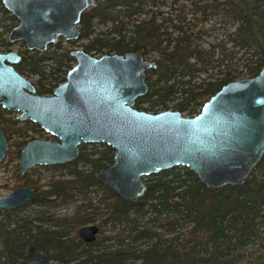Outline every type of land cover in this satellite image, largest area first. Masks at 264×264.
I'll return each instance as SVG.
<instances>
[{
	"label": "trees",
	"instance_id": "obj_1",
	"mask_svg": "<svg viewBox=\"0 0 264 264\" xmlns=\"http://www.w3.org/2000/svg\"><path fill=\"white\" fill-rule=\"evenodd\" d=\"M80 27L82 37H91L87 52L138 51L156 62L145 72L148 93L134 103L149 113L173 110L191 117L223 84L255 75L264 65V0H96ZM234 48L240 52L237 58ZM70 62L64 54L59 61L63 73L49 84L39 82L37 92H51ZM29 73L37 74L34 69ZM5 129L9 159L18 158L28 137L51 138L34 123L15 122ZM113 155L105 144L82 145L78 160L54 167H66V173L46 178L33 169L26 182L42 210L14 224L11 215L18 210L3 213L0 264H16L31 243L58 264H264V156L242 185L213 190L187 167H174L147 176L146 195L129 201L96 178ZM94 187L102 192H92ZM70 203L75 204L70 217L54 213ZM148 212L166 225L141 226L138 218ZM97 220L100 226L122 225L127 240L92 247L74 239V230ZM186 222L190 226L184 233L180 228ZM157 229L175 234L163 237Z\"/></svg>",
	"mask_w": 264,
	"mask_h": 264
},
{
	"label": "water",
	"instance_id": "obj_2",
	"mask_svg": "<svg viewBox=\"0 0 264 264\" xmlns=\"http://www.w3.org/2000/svg\"><path fill=\"white\" fill-rule=\"evenodd\" d=\"M14 0L12 10L21 25L15 38L31 48L44 49L53 34L77 38L75 24L93 0ZM25 3V5H24ZM9 7V6H8ZM27 11V16L25 15ZM77 65L66 82L54 89L55 96L34 93L8 62L15 54L0 55V102L22 111L57 141L28 140L20 151L18 169L24 175L37 165H53L77 158L79 145L105 143L113 148L112 163L96 178L122 199L145 196L147 176L187 167L206 188L246 182L264 156V65L257 74L223 84L193 117L179 111L149 113L133 107L148 92L144 71L156 63L139 52L104 54L94 58L72 51ZM24 87L31 92H26ZM8 144L0 130V160ZM34 197L29 187H20L0 197V210L23 206ZM97 224L86 225L79 235L86 241L97 232ZM45 256L29 246L27 259L17 264H46Z\"/></svg>",
	"mask_w": 264,
	"mask_h": 264
},
{
	"label": "flooded vegetation",
	"instance_id": "obj_3",
	"mask_svg": "<svg viewBox=\"0 0 264 264\" xmlns=\"http://www.w3.org/2000/svg\"><path fill=\"white\" fill-rule=\"evenodd\" d=\"M12 1H14V0H0V55H5V54H15L16 55V57L18 58L17 61L13 62V63L8 62L7 65L11 66L16 73H18L24 80L28 81L32 85L35 94L40 95V96H44V97H53V96H55L54 89L56 87H58L60 84H63V83L66 82L67 72L71 68H73L75 65H77V61H76L75 56L71 55L70 52L80 50V51H83L84 53H86L89 56L94 57V58H100L102 55H104V54H95L94 51L87 52L84 49V47H85V44L88 42V39H90L91 37L87 38V37H82L81 36V27L80 26H81L82 16H83L84 13L88 12L89 10L93 9L96 6V0H93L94 1V5L93 6H89L85 10H83V12L80 15L79 22L74 25L75 29L79 31V35H78L77 38L66 39L63 34H59V35L53 34V36H55V37H53V39L50 42L46 43L44 49H42V50L39 49V48H31V47H29L27 45V41L25 39H23V38H19V39L15 38L14 34H15V31H16V28H18L21 25V21H20V18L18 17V15H16V13L11 8V6L13 8H15V6H17V3H13L11 5ZM31 2H38V1L37 0H29V3H31ZM24 5H25V3H24ZM25 15L27 16V11H25ZM98 28H101V26H98ZM78 41H83L81 43L82 48L73 49V50L71 49L70 50V49H67L63 45V44H67V45L68 44L69 45L70 44H74V43H77ZM128 52H138V51H128ZM125 53H121L120 55H123ZM64 54H67L71 58L70 67L65 72L64 80L59 82L57 85H55L52 88L51 92L45 93V94H39L37 92V87L39 86V82L43 83V84L44 83L45 84H49V82H51L53 79L58 78L59 74L63 73L62 72V68L59 69V61H60L61 57L64 56ZM105 54L113 55V54H119V53H105ZM142 56H143V54H142ZM143 57L145 59H147L145 56H143ZM33 69L37 73L36 75L35 74L31 75L29 73ZM148 70H154V69H148ZM148 70L144 71V78H145V72L148 71ZM24 90L26 92H31L26 87H24ZM148 90H149V87H148ZM138 98H140V97H138ZM134 103H135V101H134ZM133 107H134V104H133ZM13 113L15 114L14 116L11 115ZM20 114H22V111L6 108L0 102V130L3 132V134H4L5 138H6L7 144H8V148H7L6 152H5V155H4L3 159L0 160V164H2L3 161H5L7 159L8 160H16V163L14 164V173H13V175L15 176V178L17 180L11 186L12 187L11 191L9 193H7V194H4V195L0 194V197L8 195V194L14 192L15 190H17L20 187H29L31 190H33L34 197H33L32 200H30L29 202H27L23 206L12 208V209H9V210H6L5 208H3V209L0 210L1 213L2 212L3 213L4 212H11V211H14V210H20V208H25L29 204H34L33 200L35 198V191L26 182V179L31 175L30 172L33 169H35V168H38V169H40V168H45V169L46 168H50V169H62V168H65V169H67L66 167H58V168H54V167L55 166H64V165H67V164H71V163L75 162L76 160H78L82 145H88V147H92L93 145H97L98 146V145H101V144H105V143H99V144H96V143H83V144H80L79 145V153H78V156H77L76 159H74V160H72L70 162L61 163V164L33 166L30 169H28V171L24 175H21L20 171L18 169V160H19L20 151L25 146L26 142L28 140L37 139V138L48 140V141H57L58 137L45 132V130H43L40 125H38L37 123L33 122L30 118H27V119H24V120L19 119L18 116ZM195 115H193V116H195ZM193 116H191V117H193ZM185 117H188V116H185ZM15 122L17 124H21V125H23L24 123L25 124L26 123H34L36 126H38V128L44 134H46L47 136H50L51 138L47 139V138L38 137V136H36V137H28L27 140L25 141L24 145L22 146V148L19 151L18 158L17 159H9L8 156H7V152L9 150V148H10V144H9V141L7 140V134H6L7 132H6L5 128H6L7 124H13ZM88 150H90V149H88ZM113 152H114V150H113ZM145 182H147V181H145ZM147 184H148V189H149V183L147 182ZM94 188L91 189L92 192L94 191ZM129 201H131V200H129ZM70 204H73L75 206L74 203H70ZM36 206H38V205H36ZM63 206H66V205H62L60 207H63ZM60 207H58V209ZM39 208H40V211H41L42 208L41 207H39ZM55 211H54V213H55ZM39 212H37V213H39ZM12 214H15V212L12 213ZM64 216H69L70 217L71 215H64ZM59 217H63V216H59ZM94 223L97 224L98 230L93 235V238L91 240H89V241L84 240L79 235V230H80V228H82V227H84L86 225H89V224H93V223H89V224L83 225V226L77 228L76 230H74L73 231L74 239L77 240V241H80L82 244L91 245L92 247H101L103 245L113 246V245H118V244H120L122 242H125L127 240V238L125 236L126 232L123 231L124 230L123 226H122V231L121 232H116L115 233L114 231H112L113 230V225L112 224H107L105 226H100L99 225V221H98V223L96 221ZM117 225H120V224H117ZM105 227L108 228V233L107 234L102 231V228H105ZM29 246H34L38 252H41L45 256V258H46V262L45 263L46 264H58V261L56 259H49L50 257L48 256V254L44 250L39 249L33 243H31V244H29L27 246L25 257L21 258L17 263H19L22 260L27 259V253H28ZM68 264H78V263H77V261H71Z\"/></svg>",
	"mask_w": 264,
	"mask_h": 264
},
{
	"label": "rangeland",
	"instance_id": "obj_4",
	"mask_svg": "<svg viewBox=\"0 0 264 264\" xmlns=\"http://www.w3.org/2000/svg\"><path fill=\"white\" fill-rule=\"evenodd\" d=\"M83 41H78L77 43L74 44H63L67 49H79L82 48V43ZM230 46V44H229ZM236 54V58L237 56L240 55V52L238 51V48H234ZM235 60V67L238 70H242V72L245 71V68L243 67V64L241 62H239L238 60ZM233 60V61H234ZM210 73V72H209ZM206 75V74H205ZM173 104V103H172ZM171 104V105H172ZM12 116H14L15 114H11ZM10 115V116H11ZM16 163V160H5L3 161L2 164H0V194L4 195L7 194L11 191V186L13 185V183L16 180L15 176L13 175L14 173V164ZM81 165V164H79ZM41 173L47 177L50 175V173H55V174H60V173H66L67 169L62 168V169H50V168H40ZM97 188H94V190ZM99 191V193L102 192V189H97ZM138 207V206H137ZM101 208V206H100ZM146 208V206L144 207V209ZM75 206L73 204H69L63 207H60L59 209L57 208L55 211V214L57 216H64V215H72L74 212ZM40 211V208L38 206H36L35 204H29L27 205L25 208H20V210H18L15 214H12L11 217L13 218L12 224H14L16 221H20L21 222V218H33L35 216V214L37 212ZM5 214H3V212L0 214V219H2L4 217ZM98 217V215H97ZM154 220V221H153ZM98 223V220L96 221ZM138 222L141 226H146L148 228H153L154 225L158 224L159 222H162L164 225H166V222L163 219L160 218H156L153 214H151L150 212L148 213H144L143 216H140L138 218ZM190 224L188 222H186L182 228H180V230H182V232L187 233V230L189 228ZM179 230V229H176ZM102 231L104 233H108V228H102ZM115 233L116 232H121L122 231V225H113V230ZM157 232H159L160 234L163 235V237H170L171 235H174L175 232L172 231L170 233L165 232L163 229H157ZM154 239H152L151 241H153ZM150 241V242H151ZM1 248V246H0ZM247 251L249 250V248L246 249ZM244 260H248L249 256L245 253ZM242 264V263H241Z\"/></svg>",
	"mask_w": 264,
	"mask_h": 264
}]
</instances>
